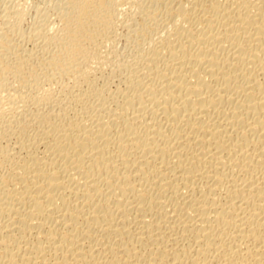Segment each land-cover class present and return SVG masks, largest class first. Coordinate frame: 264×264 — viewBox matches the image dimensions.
I'll list each match as a JSON object with an SVG mask.
<instances>
[{
    "label": "bare ground",
    "instance_id": "6f19581e",
    "mask_svg": "<svg viewBox=\"0 0 264 264\" xmlns=\"http://www.w3.org/2000/svg\"><path fill=\"white\" fill-rule=\"evenodd\" d=\"M117 1L0 9V264H264V0Z\"/></svg>",
    "mask_w": 264,
    "mask_h": 264
},
{
    "label": "rangeland",
    "instance_id": "374dc122",
    "mask_svg": "<svg viewBox=\"0 0 264 264\" xmlns=\"http://www.w3.org/2000/svg\"><path fill=\"white\" fill-rule=\"evenodd\" d=\"M42 1V2H41ZM58 3L57 2V0H0V9L2 8V9H4L5 7H8L9 6V8L11 7V8H17V6L19 7V9L21 10V9H26V10H24V12H26V14L24 13V20H23V24H22V28L24 29V34L25 35H27V33H28V35H29V33H31V31H32V29L35 27V25H34V23H36V20H37V16L39 15L40 17H41V14H42V16L44 17V15H45V17H46V15H47V17L46 18H48V17H50L51 19L49 20H47L45 17V19L44 18H42V21H44L45 20V23H47L48 21V23L46 24L47 25V27L49 28V32L50 33H55L54 31H56V30H58V31H56V33L57 32H59V29L62 27L61 25H62V22L60 23V20H59V17H58V19H57V15H59L58 14V8L56 9V7H57V5H56V3ZM59 1V0H58ZM117 1V0H116ZM22 2V3H21ZM53 2H54V4H55V6H54V4H53ZM118 2V1H117ZM116 2V5H115V15L114 16H112L111 18H109L108 20L110 21L109 23L111 24V21H116V22H113L112 24H111V27L113 26H115L114 28H113V30H111V27H110V29H108V30H111L112 31V35H114V37H116V38H114L115 40H117V41H113V43L114 44H112V46L114 45H116L115 47H116V49H118V52L119 51H121V52H119L120 54H123V53H130L131 52V49H133L135 46V43L136 44H138L139 42H141L143 39H145L144 38V36L145 35H147L149 32V30L153 27V24H152V21L149 23V20H147V22H145L144 21V19L143 18H140L139 16H137V14H134V11L132 12V9L131 8H129L128 7V5H125L124 3V5L121 3L120 4V1H119V3H117ZM4 4L6 5V6H4ZM9 4V5H8ZM10 4H12L11 6H10ZM39 4V5H38ZM117 4H119V5H117ZM3 5V6H2ZM13 5H15V6H13ZM41 5V6H40ZM53 7H51V6ZM27 6V7H26ZM116 6L118 7V9L116 8ZM125 6H127L126 8V10H125ZM44 7V8H43ZM51 8V9H49V8ZM48 9L49 11H47L46 9ZM123 8V9H122ZM1 9V10H2ZM37 9V10H36ZM41 9V10H40ZM55 9V11H57L56 13L53 11V10ZM119 9H120V12H118L119 11ZM0 10V11H1ZM40 10V11H39ZM45 10L47 11V14H44V13H46L45 12ZM23 11V10H22ZM36 11H39V12H37V14H36ZM41 11H43L42 13H41ZM126 12V14H125V12ZM128 11H129V13L130 14H128ZM50 12V14H55V15H50V14H48ZM54 12V13H53ZM118 12V13H117ZM123 13V14H120V13ZM34 14V15H33ZM36 14V15H35ZM116 14H120V15H118V17H115L116 16ZM124 14H125V16H124ZM50 15V16H49ZM128 15V16H127ZM131 15V16H130ZM53 16H55L54 18H52ZM135 16V17H134ZM123 19V17L125 18V19H123V21H122V19ZM134 17V18H133ZM137 17V18H136ZM115 18H116V20H115ZM127 18H130L129 20L127 19ZM34 19V20H33ZM44 19V20H43ZM136 20V22H135V20ZM144 21H142V20ZM57 20H59V21H57ZM121 22H120V21ZM125 20V21H124ZM127 20V21H126ZM133 20H134V22H135V24L136 25H138V26H141V27H136L133 23ZM53 23L52 25L54 26H52V27H50L51 26V22ZM129 21V23L131 24V22H132V24L131 25H133L132 27L134 28V27H136V28H138V29H140V30H143V32H147L146 34H144V36H143V39H142V35H139V37L138 36H132L133 38L131 39V38H128V37H126V36H124V34H121L122 32H124V33H126L127 31V29H126V22H128ZM118 22V23H117ZM123 22H125V23H123ZM142 22V23H141ZM50 23V24H49ZM122 24V25H120V24ZM145 23H147V29L145 28V27H143V26H145L146 24ZM149 23V24H148ZM109 24V25H110ZM119 26H118V25ZM123 24H125V25H123ZM32 25V26H31ZM150 25V26H149ZM34 26V27H33ZM61 26V27H60ZM117 26V27H116ZM33 27V28H32ZM81 27H83V25L81 26ZM122 27V29H119V28H121ZM124 27H125V29H124ZM149 27H151V28H149ZM29 28V29H28ZM31 28V29H30ZM57 28V29H56ZM117 28V29H116ZM149 28V29H148ZM22 29V30H23ZM52 29V31H50ZM27 30H31L30 32H28ZM115 30V31H114ZM118 32H117V31ZM145 30V31H144ZM147 30V31H146ZM26 31V32H25ZM116 32V33H115ZM119 34H121V35H119ZM149 35V34H148ZM147 35V36H148ZM117 36H118V38H117ZM138 37V38H137ZM141 37V38H140ZM120 38V39H119ZM135 38H137V39H135ZM20 40H22L21 38H20ZM30 40V39H29ZM29 40H27L26 38L25 39H23L22 40V43H21V41H20V43H21V45L23 46V47H27V49H31L32 48V46H33V44H31V43H33V41H29ZM120 40V41H119ZM125 40V41H124ZM129 40V41H128ZM132 40V41H131ZM133 40H134V42H133ZM78 41V40H77ZM124 41V42H123ZM128 41V42H127ZM60 42H63V41H61L60 40ZM138 42V43H137ZM78 43H79V41H78ZM127 43V44H126ZM128 43H129V45H128ZM132 43V45L130 46V44ZM134 43V44H133ZM23 44H25L26 46H24ZM110 44V45H111ZM79 45H80V43H79ZM110 45L107 47V48H109L110 47ZM126 48H125V47ZM128 46H130V47H132V48H129ZM137 46V45H136ZM29 47V48H28ZM124 47V48H123ZM57 48L58 49H60V50H66V48L64 47V43H60V45L59 46H57ZM121 49V50H120ZM122 49H123V51H122ZM125 50V51H124ZM101 75H102V77H101ZM106 76V71L105 72H103V74H98V76H100V80H98L99 81V83H101V82H103V79L102 78H105V76ZM102 79V80H101ZM57 83V81H53L52 83H48L49 85H46V87L47 86H50V87H47V88H52V89H50V90H52V91H57V90H59L60 89V87L58 86V84L60 83H63V82H58V84H56ZM68 83V84H70L72 81H70V79H68V80H65L64 81V83ZM51 84H52V86H51ZM55 84V85H54ZM55 87V88H54ZM57 87V88H56ZM110 87L111 88H114V86L113 85H110ZM55 89V90H54ZM5 94V97L7 98V100H9V97H7V95H6V92L4 93ZM4 96V95H3ZM5 97H3L2 98V102H3V105H5V111L8 113V107H9V105H10V101H7L6 102V104H5ZM9 103V104H8ZM7 107V108H6Z\"/></svg>",
    "mask_w": 264,
    "mask_h": 264
}]
</instances>
